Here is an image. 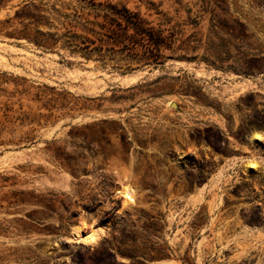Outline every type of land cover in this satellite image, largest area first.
I'll return each instance as SVG.
<instances>
[{"label": "rangeland", "instance_id": "obj_1", "mask_svg": "<svg viewBox=\"0 0 264 264\" xmlns=\"http://www.w3.org/2000/svg\"><path fill=\"white\" fill-rule=\"evenodd\" d=\"M0 264H264V0H0Z\"/></svg>", "mask_w": 264, "mask_h": 264}, {"label": "bare ground", "instance_id": "obj_2", "mask_svg": "<svg viewBox=\"0 0 264 264\" xmlns=\"http://www.w3.org/2000/svg\"><path fill=\"white\" fill-rule=\"evenodd\" d=\"M125 181L127 180L125 179ZM122 186L123 189L118 190L116 195L122 198V207L124 209L131 208L135 205L134 190L133 188L127 185H122ZM83 229L84 228L81 225H79V226H75L71 232L72 240L74 241L75 245L80 247L95 245L104 234V231L102 229L95 227V225L88 232H84Z\"/></svg>", "mask_w": 264, "mask_h": 264}]
</instances>
